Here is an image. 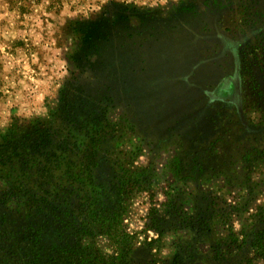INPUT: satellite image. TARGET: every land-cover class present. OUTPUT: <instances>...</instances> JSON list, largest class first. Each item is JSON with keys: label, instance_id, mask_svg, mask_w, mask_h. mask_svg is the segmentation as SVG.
Listing matches in <instances>:
<instances>
[{"label": "rangeland", "instance_id": "rangeland-1", "mask_svg": "<svg viewBox=\"0 0 264 264\" xmlns=\"http://www.w3.org/2000/svg\"><path fill=\"white\" fill-rule=\"evenodd\" d=\"M262 21L264 0H0V132L15 118L45 125L55 114L59 123L66 103L94 94L82 84L110 75L118 55L116 72L125 84L105 114L111 123L122 119V125L105 127L108 137L118 136L105 145L106 155L123 159V168L136 171L138 178L150 176L148 188L134 192L128 202L126 231L139 244L157 238L146 228L147 215L154 209L167 216L164 211L173 203L193 222L206 220L214 232L201 237L193 231L163 233L153 244L159 261H169L174 243L185 238L195 248L188 264H264L249 244L251 237L240 249L221 245L223 260L212 262L208 254L229 223L239 239L242 230L260 227L249 217L264 204V163L250 173L237 165L240 180L233 185L221 177L201 181L196 172L194 179L184 180L188 172L170 164L189 159L183 152L200 156L204 150V159L222 153V147L207 151L215 135H222L228 153L233 119L250 136L264 135ZM152 32L156 36L149 46ZM94 50L104 71L89 65L83 72L85 52ZM142 61L148 63V75L140 71ZM127 123L132 131L123 126ZM254 157L264 160L262 153ZM253 181L259 185L250 194L246 186Z\"/></svg>", "mask_w": 264, "mask_h": 264}, {"label": "trees", "instance_id": "trees-1", "mask_svg": "<svg viewBox=\"0 0 264 264\" xmlns=\"http://www.w3.org/2000/svg\"><path fill=\"white\" fill-rule=\"evenodd\" d=\"M154 36L153 32L148 36L147 45L150 46ZM149 46L145 47L144 54ZM99 55L95 50L93 54L86 51L82 71L90 69L89 65L104 71L105 64ZM117 58L115 55V65L119 63ZM75 62L77 64V60ZM147 64L142 61L140 68L145 75H148ZM115 65V70L107 77L94 76L96 82L82 84L94 94L77 103H66L59 123L55 114L45 125L36 120L15 118L0 132V264H188L186 259L194 258L191 250L195 248L185 238L174 243L175 254L169 261L158 260L154 242L166 232L193 231L200 233V237L214 232L206 220L200 218V225L199 220L193 222L180 205L173 203L164 211L167 216L154 209L147 215L146 228L154 231L157 238L139 244L136 235L126 231L123 220L128 202L134 192L148 188L150 176L138 178L136 171L123 168V159L106 155L105 145L116 141L118 136L108 137L105 127L113 124L116 130L122 125V119L111 123L105 114L113 99L119 98L120 87L125 84ZM131 71L135 76V69ZM116 81H120V86ZM224 93L228 96L227 90ZM232 122L235 126L230 132L232 142L228 153H224L222 135H215L207 151L222 147V153L204 159V150H200V156L196 151L183 152V157L189 156V159L172 160L174 170L187 171L184 180L194 179L190 176L196 172L201 181L221 177L225 183L233 185L240 180L235 172L237 165L250 173L254 166L264 163L263 159H254L255 154H264V135L250 136L243 129V123L236 119ZM123 126L129 131L133 129L132 124ZM249 142L251 151L246 147ZM258 185L253 181L251 187L246 188L251 194ZM168 218L171 221L166 222ZM249 220L260 227L255 228L253 224L251 227L255 229L242 230L241 239L233 233L230 223L223 227L224 238L209 245L210 261L222 259L218 257L221 245L229 248L234 244L240 249L248 237H251L250 246L264 259V204L250 214ZM103 239L105 244L101 243Z\"/></svg>", "mask_w": 264, "mask_h": 264}]
</instances>
